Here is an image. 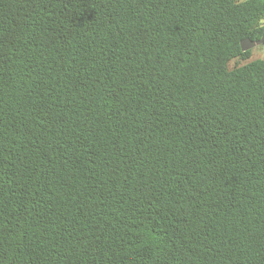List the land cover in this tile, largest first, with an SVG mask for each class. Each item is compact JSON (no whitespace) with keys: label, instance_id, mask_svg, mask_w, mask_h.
<instances>
[{"label":"trees","instance_id":"obj_1","mask_svg":"<svg viewBox=\"0 0 264 264\" xmlns=\"http://www.w3.org/2000/svg\"><path fill=\"white\" fill-rule=\"evenodd\" d=\"M245 38L264 0H0V264H264Z\"/></svg>","mask_w":264,"mask_h":264},{"label":"water","instance_id":"obj_2","mask_svg":"<svg viewBox=\"0 0 264 264\" xmlns=\"http://www.w3.org/2000/svg\"><path fill=\"white\" fill-rule=\"evenodd\" d=\"M264 41V38L260 40H252L251 38H245L241 41L242 50L246 51L249 50L259 44H261Z\"/></svg>","mask_w":264,"mask_h":264},{"label":"rangeland","instance_id":"obj_3","mask_svg":"<svg viewBox=\"0 0 264 264\" xmlns=\"http://www.w3.org/2000/svg\"><path fill=\"white\" fill-rule=\"evenodd\" d=\"M256 51H257L256 53H257V54H259L260 50H259V49H257Z\"/></svg>","mask_w":264,"mask_h":264}]
</instances>
